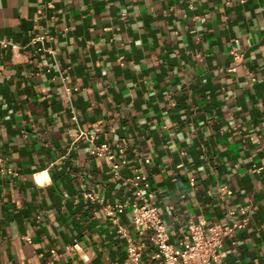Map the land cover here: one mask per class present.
<instances>
[{
	"label": "crops",
	"instance_id": "0c3cea01",
	"mask_svg": "<svg viewBox=\"0 0 264 264\" xmlns=\"http://www.w3.org/2000/svg\"><path fill=\"white\" fill-rule=\"evenodd\" d=\"M0 159V264H123L138 171L172 240L247 207L216 264H264V0H0Z\"/></svg>",
	"mask_w": 264,
	"mask_h": 264
},
{
	"label": "built area",
	"instance_id": "2783aa9c",
	"mask_svg": "<svg viewBox=\"0 0 264 264\" xmlns=\"http://www.w3.org/2000/svg\"><path fill=\"white\" fill-rule=\"evenodd\" d=\"M35 38L42 40L44 36L38 35ZM231 52L236 58L240 56L234 50ZM95 136L94 133H87L89 141H93ZM91 151L98 157L113 158L110 146L106 142L92 144ZM111 164L117 169L120 163L113 161ZM130 186L133 198L129 202V208L136 238L129 235L125 237L123 264H216L220 258L219 248L224 238L232 236L236 229L244 227L248 221L247 207L242 206L237 210L228 211L229 222L226 224L190 222L187 230L172 240L157 206L150 201V193L144 190L147 182L141 171L135 174ZM88 196L93 198L91 193H88ZM124 209L123 202L104 205V211L109 216ZM238 214L239 217L236 218L235 215ZM71 247L79 248V242L74 240ZM148 248H151V251L145 256Z\"/></svg>",
	"mask_w": 264,
	"mask_h": 264
}]
</instances>
